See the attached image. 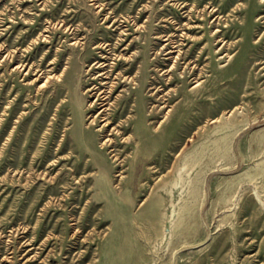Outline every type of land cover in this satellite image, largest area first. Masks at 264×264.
<instances>
[{"label":"rangeland","instance_id":"1","mask_svg":"<svg viewBox=\"0 0 264 264\" xmlns=\"http://www.w3.org/2000/svg\"><path fill=\"white\" fill-rule=\"evenodd\" d=\"M105 59L135 76L107 115L128 99L127 135L170 130L168 145L105 148L90 117ZM185 161L170 196L160 184ZM0 264H264V0H0Z\"/></svg>","mask_w":264,"mask_h":264},{"label":"bare ground","instance_id":"2","mask_svg":"<svg viewBox=\"0 0 264 264\" xmlns=\"http://www.w3.org/2000/svg\"><path fill=\"white\" fill-rule=\"evenodd\" d=\"M96 2V1H95ZM182 2H184V1H182ZM181 2V3H182ZM179 3V2H178ZM108 4V3H107ZM177 4V3H176ZM98 7V6H97ZM108 8V7H107ZM106 9V8H105ZM103 11V10H102ZM115 13V12H114ZM183 13V12H182ZM188 14V13H187ZM214 14H216V12H214ZM158 16V15H157ZM193 16V15H192ZM159 17V16H158ZM185 17H186V15H185ZM120 18V17H119ZM106 19V18H105ZM162 19V18H161ZM180 19V18H179ZM108 20H110V19H108ZM107 20V21H108ZM117 21V20H116ZM146 21H148V20H146ZM129 22H130V20H129ZM186 23V22H185ZM115 25V24H114ZM166 25V24H165ZM186 25H187V28H191L192 26L193 27H196V28H198V27H200V25H198V24H196V25H191V23H189V22H187L186 23ZM181 26V25H180ZM71 27V26H70ZM123 27V26H122ZM182 27V26H181ZM74 28H76V27H74ZM166 28V27H165ZM170 28V27H169ZM79 29V28H78ZM163 29V28H162ZM70 30V29H69ZM77 30V29H76ZM173 30V29H172ZM126 31V30H125ZM158 33V32H157ZM183 33V34H182ZM181 33V35L182 36H187V32H182ZM155 34V33H154ZM76 36V35H75ZM89 36V35H88ZM164 36V37H163ZM177 36H178V34H176L175 32H170V33H167V34H163L162 36H161V38H162V40L163 41H167L166 42V44H165V48L167 49H171L169 52H168V54L169 53H177V55H175V57L172 55V58L174 57V58H180L181 57V55H182V51H181V48H180V45L183 43V42H181V39L182 38H177ZM79 38V37H78ZM194 38V37H193ZM75 39V38H74ZM123 39V38H122ZM124 40V39H123ZM96 41V40H95ZM128 41V40H127ZM126 41V42H127ZM132 41V40H131ZM183 41V40H182ZM123 42V41H122ZM119 43V42H118ZM157 43H159V42H157ZM82 45H83V43H82ZM86 45V44H85ZM94 45V44H93ZM103 45V44H102ZM101 45V46H102ZM160 45V44H159ZM106 46V45H105ZM84 47H86V46H84ZM128 47H129V45H128ZM99 48V47H98ZM176 48H178V49H176ZM86 49V48H85ZM113 51V50H112ZM6 52V51H5ZM18 52V51H17ZM100 52V51H99ZM158 52V51H157ZM96 53V52H95ZM193 53H194V51H191L190 52V54H189V56H187V58L189 59L190 58V56L191 55H193ZM11 54V53H10ZM185 54V53H184ZM187 54V53H186ZM14 55H16V54H14ZM13 55V56H14ZM113 55V54H112ZM123 54H118V56H122ZM156 55V54H155ZM200 55V54H199ZM17 56V55H16ZM132 56V55H131ZM7 57V56H6ZM92 57V56H91ZM94 57V56H93ZM117 57V56H116ZM115 57V58H116ZM126 57V56H125ZM134 57V56H133ZM103 58V57H102ZM170 58V57H169ZM199 58V57H198ZM17 58H15V60H16ZM161 59V58H160ZM165 59V58H164ZM184 59V58H183ZM192 59V58H191ZM189 60V61H187V63H186V66H188L189 67V69H190V71H191V76H188L187 75V71L185 72L186 74L185 75H187V76H185L184 75V77H183V81L184 82H189L190 80H195L194 82H196V84L192 87V89H195V88H198L199 86H201L202 85V83H203V80H201V78L203 77L202 76V73H204L203 72V69L201 70L199 67H198V65L197 64H195L194 63V61H192V60ZM54 60V59H53ZM92 60H94V59H92ZM106 60L107 59H105L104 61H101V60H97L95 63H94V67L95 68H101L100 69V72H99V74H98V76H97V79H99L100 81H98L99 83H100V86H98V87H92V90L93 89H97V91L98 92H96L97 93V96H96V98H95V100L94 101H92V103H91V106H93L92 108L93 109H95V110H98L99 109V111H98V113H96V114H92L90 117L92 118V122L93 123H95V124H97L96 122H98V121H100L98 124L100 125H102V131L103 132H107L106 133V138H105V140H104V144L106 145L105 146V148H109V147H111V146H120V143H124V145H125V147L127 148V149H125L124 148V151L125 152H127V150H128V148H129V146L131 145V144H134V143H136V142H141L142 144H144L143 145V147L144 146H148L149 145V143H150V141H151V139L153 138V137H156V138H164L162 141H164V142H166V144L168 145L171 141H172V131H160L158 134H155V132H153L154 131V129H149L148 127H145V128H143L142 129V131L140 132V133H131V134H128L127 135V132L130 130V128H131V124H132V122H133V117L132 116H130V117H128V119L127 120H121V117L123 116V115H125V113H127V111H128V99H126V101H125V104L124 105H122L121 106V108H118L119 110H117V112H115L114 114H112V115H107V110L109 109V107H110V105H112L113 103H115V102H111V98H112V96H113V94L115 93V91L118 89V87L120 88V85H121V79L122 78H124V81H127V80H129V79H131L132 81L133 80H135V76H132V75H130V74H128V71H127V69L126 70H119V71H117L116 69H109V70H104V69H106L107 68V65H108V63H106ZM115 60V59H114ZM119 60V59H118ZM129 60V59H128ZM159 61H161V60H159ZM24 62V61H23ZM162 62V61H161ZM28 63V62H27ZM54 63V62H53ZM112 63V62H111ZM166 63V62H165ZM176 61H174L173 62V64H172V68L173 67H175V65H176ZM180 63V62H179ZM183 63V62H182ZM34 64V63H33ZM163 64V63H162ZM167 64V63H166ZM178 64V63H177ZM19 65V64H18ZM25 65H26V63H25ZM25 65L24 64H22V66H24L25 67ZM113 65V64H112ZM131 65V64H130ZM37 66H38V64H37ZM159 66V65H158ZM142 67V66H141ZM26 68H27V65H26ZM32 68V67H31ZM37 68V67H36ZM65 68V67H64ZM127 68H128V66H127ZM130 68V67H129ZM176 68V67H175ZM19 69V68H18ZM84 69V68H83ZM157 69V68H156ZM22 70H24V69H22ZM33 70V69H32ZM172 70V69H171ZM177 70V69H176ZM186 70H187V68H186ZM37 71V70H36ZM54 71V70H53ZM64 71V70H63ZM133 71V70H132ZM167 71V70H166ZM173 71V70H172ZM45 72V71H44ZM98 72V71H97ZM159 72V71H158ZM180 72V71H179ZM29 73V72H28ZM57 73V72H56ZM77 73V72H76ZM164 73V72H163ZM169 73V72H168ZM43 74V73H42ZM167 74V73H166ZM35 75V74H34ZM45 75V74H44ZM56 75V74H55ZM158 75V74H157ZM190 75V74H189ZM114 76V77H113ZM44 77V76H43ZM155 77V76H154ZM193 77V78H192ZM38 78V77H37ZM36 78V79H37ZM163 78V77H162ZM172 78V77H171ZM174 78H175V76H174ZM177 78H180V77H177ZM192 78V79H191ZM39 79V78H38ZM51 79V78H50ZM107 79H111V80H107ZM119 79V80H118ZM161 79V78H160ZM181 79V78H180ZM170 80V79H169ZM164 82V81H163ZM172 82H173V80H172ZM35 83V82H34ZM153 83V82H152ZM168 83H170V82H168ZM93 84V83H92ZM125 84H126V82H125ZM151 84V83H150ZM158 84V83H157ZM173 84V83H172ZM152 85V84H151ZM162 85V84H161ZM168 85V84H167ZM150 86V85H149ZM150 89V88H149ZM148 89V90H149ZM154 89V88H153ZM91 90V91H92ZM157 90V89H156ZM171 90L172 89H170V90H167L164 94H162V95H160V97H158V98H160V99H164L163 100V103H166V105H165V108L163 109V111H162V113L164 114V117H165V120L163 119V121L162 122H165V123H167L168 122V120L171 118V116H172V114L174 113H172V109L171 108H173V107H169V105L167 104V100L168 99H170L171 97H167L166 98V96L167 95H170V93H171ZM173 90H175V89H173ZM88 92V91H87ZM163 92V91H162ZM174 91H172V93H173ZM177 92V91H176ZM179 93V92H178ZM95 94V93H94ZM93 95V94H92ZM157 95L159 96V91L157 92V93H155L154 94V96H156L157 97ZM172 95V94H171ZM121 96V95H120ZM125 96V95H124ZM126 97V96H125ZM117 98V97H116ZM121 98V97H120ZM130 98V97H129ZM175 98V96L174 95H172V100ZM118 100V99H117ZM117 100H115V101H117ZM157 100V99H156ZM48 101V100H47ZM118 102V101H117ZM121 102V101H120ZM172 102V101H171ZM50 103V102H49ZM28 105H30V104H28ZM116 105V104H115ZM120 105V104H119ZM159 106V105H158ZM28 107V106H27ZM113 107H114V105H113ZM160 107V106H159ZM116 108V107H115ZM154 108V107H153ZM152 108V109H153ZM162 108V107H161ZM175 109V108H174ZM111 110V109H110ZM152 112V111H151ZM155 112V111H154ZM158 112V111H157ZM113 113V112H112ZM161 113V112H160ZM27 115V114H26ZM150 114H148V116H149ZM153 116V115H152ZM160 117H162V116H160ZM24 118V117H23ZM211 118H209V119H207L206 121H209ZM84 120V118H83V115L81 114L80 116H79V121H83ZM159 120V119H158ZM177 120V119H176ZM176 120H175V122H176ZM10 121V120H9ZM20 121V120H19ZM104 122V123H103ZM17 123V122H16ZM103 123V124H102ZM164 123V124H165ZM193 123V122H192ZM154 124V123H153ZM196 125V124H195ZM207 125V124H206ZM206 125H203V126H200L197 130H196V132H195V135L196 134H200L204 129H205V126ZM96 126V125H95ZM151 125H149V127H150ZM160 127H161V124H159L158 125V123L157 124H155L154 125V127L153 128H155V130L156 131H158V129H160ZM191 127H192V125H190V124H185L184 126H182V131L183 132H189L190 131V129H191ZM167 128H172V122L167 126ZM153 130V131H152ZM162 130V129H161ZM13 131V130H12ZM15 131V130H14ZM109 131V132H108ZM181 133V132H180ZM117 134V136H118V138H116L115 137V135ZM195 135H191V137L189 138V140H193L194 139V136ZM14 136V135H13ZM161 138V139H162ZM177 138V137H176ZM70 140V139H69ZM11 141V140H10ZM91 141V140H90ZM87 142V141H86ZM176 142V141H175ZM90 143V142H89ZM88 143V144H89ZM174 143V142H173ZM162 145V144H161ZM176 145V144H175ZM69 146H71V145H69ZM82 146H85V145H82ZM90 146H91V144H90ZM92 146H94V145H92ZM66 148V144L63 146V149H65ZM76 148V147H75ZM100 148V147H99ZM172 148V147H171ZM95 149V148H94ZM101 149V148H100ZM61 150V149H60ZM97 150V149H96ZM99 150V149H98ZM112 151L111 152H114L115 150H116V148H114V149H111ZM122 150V149H121ZM101 151V150H100ZM58 152V151H57ZM64 152V151H63ZM71 152V151H70ZM82 152V151H81ZM80 152V153H81ZM84 153H86V151H83ZM124 152V153H125ZM88 153V152H87ZM95 153V152H94ZM105 153V152H104ZM121 153V151H119V152H115L114 154H113V157H116V160H120L121 159V157H122V155L120 154ZM25 154V153H24ZM82 154V153H81ZM109 154V153H108ZM121 155V156H120ZM69 156V155H68ZM112 156V155H111ZM71 157H72V155H71ZM142 157H144V156H142ZM59 158H61V157H59ZM68 158V157H67ZM97 158V157H96ZM125 158V157H124ZM139 158H140V156H139ZM149 159V158H148ZM151 159V158H150ZM159 159V158H158ZM144 160V159H143ZM60 161V160H59ZM123 161H124V159H123ZM122 160L120 161V164L123 162ZM162 161V160H161ZM53 162V161H52ZM51 162V163H52ZM78 162V161H77ZM76 162V163H77ZM116 162V161H115ZM138 162V161H137ZM139 163V162H138ZM137 163V164H138ZM54 164V163H53ZM56 164V163H55ZM54 164V165H55ZM101 164V163H100ZM127 164V163H126ZM102 165V164H101ZM124 165V164H123ZM136 165V164H135ZM157 165V164H156ZM49 166V165H48ZM80 166L81 165H79V167L78 168H80ZM54 167V166H53ZM153 167H154V165H153ZM193 167V165H191L190 167H189V163L187 162V161H185L183 164H179L178 165V168H177V173L175 174V177H174V180L172 181V178H171V180H170V182H171V186L170 187H168V188H166V184H167V180L166 181H164V182H162V184H160L161 186H162V188H165V189H167V192L169 193V195L170 196H172V194L174 193L173 191H174V189H175V187H177V186H180V189H184V187L187 185V184H189L190 182H191V168ZM29 168V167H28ZM87 168V167H86ZM147 169V168H146ZM78 170V169H77ZM124 170V169H123ZM18 171V170H17ZM28 171V170H27ZM35 171V170H34ZM36 171H37V169H36ZM32 172V171H31ZM30 172V173H31ZM47 172V171H46ZM160 172V173H159ZM23 173V172H22ZM153 173H154V171H153ZM156 173H159L158 174V177H159V179H162L164 176H166V175H171V173H172V168H169L168 169V172H167V174H162V171H160V169H156ZM16 174V173H15ZM17 174H18V172H17ZM38 174V173H37ZM47 174V173H46ZM14 175V174H13ZM40 175H41V173H40ZM29 176V175H28ZM27 177V176H26ZM21 178V177H20ZM28 178V177H27ZM15 179V178H14ZM26 181H28V180H26ZM29 182V181H28ZM19 184V183H18ZM176 192V191H175ZM141 195H143V194H141ZM161 199H163L161 196H160V200Z\"/></svg>","mask_w":264,"mask_h":264}]
</instances>
